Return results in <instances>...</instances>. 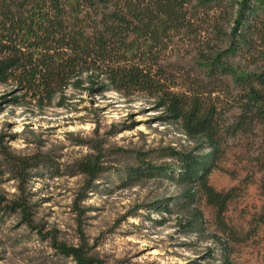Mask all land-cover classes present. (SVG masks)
Segmentation results:
<instances>
[{
	"label": "trees",
	"instance_id": "trees-1",
	"mask_svg": "<svg viewBox=\"0 0 264 264\" xmlns=\"http://www.w3.org/2000/svg\"><path fill=\"white\" fill-rule=\"evenodd\" d=\"M234 4L0 0V85L19 87L40 104L55 97L63 102L68 88L83 85L99 95L114 91L151 99L162 112L159 120L174 125L191 148L168 146L159 155L140 153L130 164L108 159L120 149L108 153L102 141L84 140L76 144L92 152L65 173L83 177L82 197L98 192L97 182L111 173L125 187L165 178L180 185L181 193L159 200L157 210L179 203L189 213V203L197 196L196 202L205 200L221 216L233 191L220 192L210 185L214 160L200 157L201 152L210 149L215 158L230 137L264 128V0ZM230 18L232 28L226 30ZM152 160L170 164L158 166ZM50 161L48 154L0 151V179L9 174L17 182L10 197L0 192V221L18 216L22 225L35 228L28 188L41 170H56ZM190 187L195 189L192 196ZM52 246L76 264H103L86 243Z\"/></svg>",
	"mask_w": 264,
	"mask_h": 264
},
{
	"label": "rangeland",
	"instance_id": "rangeland-1",
	"mask_svg": "<svg viewBox=\"0 0 264 264\" xmlns=\"http://www.w3.org/2000/svg\"><path fill=\"white\" fill-rule=\"evenodd\" d=\"M83 86L68 88L63 102L55 97L40 104L19 87L0 85V151L48 154L56 168L43 169L30 181L34 229L18 216L1 219L0 264H76L52 243L76 247L82 242L103 264H264V128L230 137L215 158L210 149L201 152L200 157L214 160L210 185L233 191L221 216L205 200L196 202L197 196L189 203L190 214L179 203L157 210L159 200L181 193L180 185L161 177L125 187L111 173L97 182L98 192L82 197L83 177L65 173L92 152L79 141H102L108 153L120 149L108 159L130 164L140 153L193 146L174 125L159 120L162 112L151 99L114 91L99 95ZM0 180L1 193H16L9 174ZM194 191L188 188L191 196Z\"/></svg>",
	"mask_w": 264,
	"mask_h": 264
}]
</instances>
